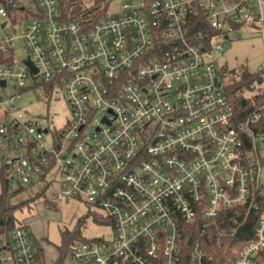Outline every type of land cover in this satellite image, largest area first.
Instances as JSON below:
<instances>
[{
  "label": "built area",
  "instance_id": "2783aa9c",
  "mask_svg": "<svg viewBox=\"0 0 264 264\" xmlns=\"http://www.w3.org/2000/svg\"><path fill=\"white\" fill-rule=\"evenodd\" d=\"M246 28L264 36V0H131L94 21L67 19L59 0H0V171L15 190L55 170L56 199L113 230L65 264H213L211 230L221 244L246 223L253 236L225 264H264V102L238 112L219 68ZM29 90L64 98L63 129L18 114ZM55 261L25 225L0 234V264Z\"/></svg>",
  "mask_w": 264,
  "mask_h": 264
},
{
  "label": "rangeland",
  "instance_id": "374dc122",
  "mask_svg": "<svg viewBox=\"0 0 264 264\" xmlns=\"http://www.w3.org/2000/svg\"><path fill=\"white\" fill-rule=\"evenodd\" d=\"M130 1L108 0V13H118L121 5ZM84 2L87 6L93 5L91 0ZM20 16L25 14L20 13ZM17 52L20 56L26 55L22 46L17 48ZM219 68L227 72V79L223 83L225 90L231 84V72L236 73V79L239 80L241 79L239 75L243 72L261 74L264 71L263 34L246 28L241 32L240 38L231 37L224 47L223 61L219 63ZM7 93L14 95L15 91L10 88ZM255 94L256 91L243 90V95L247 98H252ZM16 107L18 114L24 119L41 117L43 125L49 123L51 129H63L70 118V111L61 95L57 101L55 99L50 101L43 93L35 94L29 90L16 99ZM46 141H50V136L46 137ZM56 181V171L52 170L44 181L26 187V190L14 199L15 202H20L42 195L31 210H24L22 218L34 251H39L40 255L45 256L48 263L58 258V248L63 245V233L73 232L81 220H85L81 231L82 238L86 241L111 240L113 237L111 226L95 221L96 213L100 212L97 208H90L76 200L58 201L56 196L59 186ZM44 200L51 206H46ZM79 243L82 242H76Z\"/></svg>",
  "mask_w": 264,
  "mask_h": 264
},
{
  "label": "trees",
  "instance_id": "16d2710c",
  "mask_svg": "<svg viewBox=\"0 0 264 264\" xmlns=\"http://www.w3.org/2000/svg\"><path fill=\"white\" fill-rule=\"evenodd\" d=\"M91 1H93V5L87 6L84 0H59L63 14L67 19H92L94 21L106 14L109 3L107 2L108 0ZM222 74L227 76L225 69L222 70ZM230 74L231 84L229 85V88L226 89V92L238 112L247 113L256 109L264 102V94L256 93L252 98H247L243 95L244 89L257 92L258 87L255 89V86H257L262 80L260 74L256 75L243 72L239 75L241 78L240 80L238 78V80L236 79V73L231 72ZM243 101H245V105H243ZM261 128H264V123L261 124ZM0 179V234H3L9 233L16 227L23 226L24 223L22 217L24 210H31L42 195L29 198L25 201L15 202L14 199L16 196L24 192L26 187H20L15 190L12 189L2 171H0ZM44 203L48 207L51 206L47 200H44ZM94 219L100 224H106L103 218L99 215H96ZM84 222L85 220H81L79 226L73 232L63 233V245L58 248L59 256L54 264H65V260L68 257L71 247L75 245L76 242H86V240L82 238L81 231ZM220 232L215 229L211 230L208 241V250L213 254H216L215 263L213 264H225L227 261V255L230 254V252L239 251L244 242L253 236V224H244L236 237H224L221 239V244L217 242V236ZM184 247H186V242H184Z\"/></svg>",
  "mask_w": 264,
  "mask_h": 264
},
{
  "label": "water",
  "instance_id": "95a60500",
  "mask_svg": "<svg viewBox=\"0 0 264 264\" xmlns=\"http://www.w3.org/2000/svg\"><path fill=\"white\" fill-rule=\"evenodd\" d=\"M27 65H29L35 73H37V69L33 66L32 62H27ZM2 85H5V82L1 83ZM243 105H245V101H243Z\"/></svg>",
  "mask_w": 264,
  "mask_h": 264
},
{
  "label": "crops",
  "instance_id": "0c3cea01",
  "mask_svg": "<svg viewBox=\"0 0 264 264\" xmlns=\"http://www.w3.org/2000/svg\"><path fill=\"white\" fill-rule=\"evenodd\" d=\"M0 182H1V179H0ZM47 260V259H46Z\"/></svg>",
  "mask_w": 264,
  "mask_h": 264
}]
</instances>
